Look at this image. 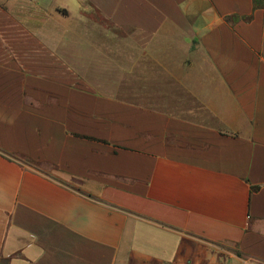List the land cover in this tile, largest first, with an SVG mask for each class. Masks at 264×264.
<instances>
[{"label": "crops", "instance_id": "obj_1", "mask_svg": "<svg viewBox=\"0 0 264 264\" xmlns=\"http://www.w3.org/2000/svg\"><path fill=\"white\" fill-rule=\"evenodd\" d=\"M0 264H264V0H0Z\"/></svg>", "mask_w": 264, "mask_h": 264}]
</instances>
